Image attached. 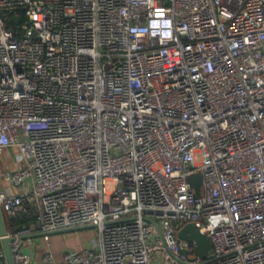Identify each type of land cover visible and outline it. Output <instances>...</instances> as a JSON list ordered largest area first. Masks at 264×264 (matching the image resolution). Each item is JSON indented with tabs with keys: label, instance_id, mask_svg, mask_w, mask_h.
<instances>
[{
	"label": "built area",
	"instance_id": "1",
	"mask_svg": "<svg viewBox=\"0 0 264 264\" xmlns=\"http://www.w3.org/2000/svg\"><path fill=\"white\" fill-rule=\"evenodd\" d=\"M8 147L16 264H264V0H0ZM89 224L34 261L32 235Z\"/></svg>",
	"mask_w": 264,
	"mask_h": 264
},
{
	"label": "crops",
	"instance_id": "2",
	"mask_svg": "<svg viewBox=\"0 0 264 264\" xmlns=\"http://www.w3.org/2000/svg\"><path fill=\"white\" fill-rule=\"evenodd\" d=\"M17 155L18 148H6L0 155V172L12 170L23 165V161L19 160ZM3 183L9 186L11 191H19L22 189V187L12 186L7 181ZM5 217L8 229H10L11 223L9 222L8 215L6 213ZM88 229L51 234L49 236L40 235L35 237L36 245L34 246V261L40 262L43 253L46 251H52L55 255L56 262L58 263L62 260L63 252L67 249L73 248L76 250H81L83 248L93 246L95 239L92 237V235L85 233V230ZM1 251L4 253L2 244L0 243V252ZM0 264H7L5 255L0 256Z\"/></svg>",
	"mask_w": 264,
	"mask_h": 264
},
{
	"label": "water",
	"instance_id": "3",
	"mask_svg": "<svg viewBox=\"0 0 264 264\" xmlns=\"http://www.w3.org/2000/svg\"><path fill=\"white\" fill-rule=\"evenodd\" d=\"M202 179H203V175L201 172H197L189 176V181L191 185L195 188L197 194L201 193ZM147 220L155 223L156 226L159 228V224L155 220L151 218H147ZM174 224H177L176 220L174 221ZM94 227L95 225H92V224L81 225V226H75V227L64 228V229H59V230L42 232V233L35 234L32 236L37 237L40 235L43 236V235H51V234H57V233H65V232L78 231V230L94 228ZM7 234H8V226L6 223L5 212L3 211L1 204H0V235L2 236V238L0 239V243L2 244L7 264H16L15 259H14V254L12 251V247H11V241L13 237H9ZM178 236L179 238L193 241L195 244V250L201 257H205L212 247L211 239L209 238V236L206 233H203L198 228L195 222H189L185 224L183 227H181L178 231ZM24 251L27 253H30L31 249L26 248ZM183 252L186 253L187 251L183 250Z\"/></svg>",
	"mask_w": 264,
	"mask_h": 264
},
{
	"label": "rangeland",
	"instance_id": "4",
	"mask_svg": "<svg viewBox=\"0 0 264 264\" xmlns=\"http://www.w3.org/2000/svg\"><path fill=\"white\" fill-rule=\"evenodd\" d=\"M107 188L112 190L114 188V183L112 180H108L106 184ZM85 233L92 235L93 238H95V235L97 234V231L95 228H91L88 230H85Z\"/></svg>",
	"mask_w": 264,
	"mask_h": 264
}]
</instances>
